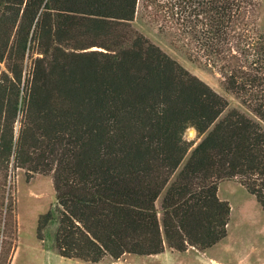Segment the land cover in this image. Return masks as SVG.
<instances>
[{"label":"trees","instance_id":"trees-1","mask_svg":"<svg viewBox=\"0 0 264 264\" xmlns=\"http://www.w3.org/2000/svg\"><path fill=\"white\" fill-rule=\"evenodd\" d=\"M146 1L264 122L260 0ZM136 3L0 0V216L13 218L17 169L50 175L64 258L209 248L227 234L222 180L264 209V128L237 109L220 117L226 99L131 27ZM52 220L39 217V240Z\"/></svg>","mask_w":264,"mask_h":264},{"label":"rangeland","instance_id":"rangeland-1","mask_svg":"<svg viewBox=\"0 0 264 264\" xmlns=\"http://www.w3.org/2000/svg\"><path fill=\"white\" fill-rule=\"evenodd\" d=\"M252 18L258 28L264 31V0H260ZM131 27L226 99L227 107L220 117L231 109H237L264 128L263 121L250 112L239 98L224 89L216 59L202 52L155 5L146 0H137ZM184 136L194 142L200 140L192 127L186 129ZM14 190L16 203L13 218L9 214L5 221L0 216V264H264V209L235 180L218 183L217 195L229 203L230 215L226 225L227 234L215 245L206 249L188 247L179 252L165 244V253L158 258L136 257L125 252L119 257L105 254L96 263L75 257L64 258L56 250L57 207L50 175L34 173L30 179H26L24 170L17 169ZM162 195L163 192L155 202L160 224ZM47 212L52 213L53 220L42 230L43 240H39L36 236L37 223L39 217ZM13 220L16 222V233L11 235Z\"/></svg>","mask_w":264,"mask_h":264},{"label":"crops","instance_id":"crops-1","mask_svg":"<svg viewBox=\"0 0 264 264\" xmlns=\"http://www.w3.org/2000/svg\"><path fill=\"white\" fill-rule=\"evenodd\" d=\"M165 253V249H163V251H161V252H157V253H151V254H146V255H139V254H135V255H137L136 257H146V258H158V256H161V255H163ZM103 258V257H102ZM101 258V259H102ZM100 259V260H101ZM99 260V261H100ZM98 262V261H97ZM93 263H96V262H93Z\"/></svg>","mask_w":264,"mask_h":264}]
</instances>
